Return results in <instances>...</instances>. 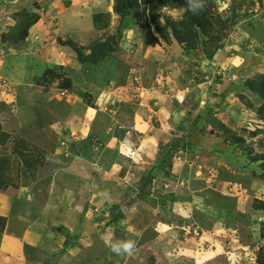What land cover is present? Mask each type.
<instances>
[{"label": "rangeland", "instance_id": "1", "mask_svg": "<svg viewBox=\"0 0 264 264\" xmlns=\"http://www.w3.org/2000/svg\"><path fill=\"white\" fill-rule=\"evenodd\" d=\"M263 85L264 0H0V189L53 210L32 264H262Z\"/></svg>", "mask_w": 264, "mask_h": 264}, {"label": "crops", "instance_id": "2", "mask_svg": "<svg viewBox=\"0 0 264 264\" xmlns=\"http://www.w3.org/2000/svg\"><path fill=\"white\" fill-rule=\"evenodd\" d=\"M67 96L72 101L74 100L72 110H77L79 107L82 108V105L84 106V102L79 95L68 93ZM13 102L11 103L13 104ZM11 103L2 100L0 96V105L4 107L0 108V118L3 117L1 114L5 110L9 111L13 108ZM85 107L87 106L85 105ZM3 131L8 132L9 128L5 127ZM6 182V187L0 189V216L6 218L5 228L1 229L0 227V264H32L31 260L37 259L38 262L43 261L44 247L54 245L53 236L55 235V229L53 230L51 225L46 224V221L41 220V218L42 215L53 211L51 210L52 206L49 207L50 210L47 205L40 207L36 201H31L28 196H25L26 194L23 195L21 192L24 190L23 187L25 185L19 189L12 188L13 183L10 175L7 177ZM19 195L21 196L19 197ZM16 202L21 203L25 207L17 208ZM57 202L58 200H56ZM56 203L53 206H56ZM37 213L42 215L36 217ZM0 222L3 223L2 220ZM69 246L71 247L73 244L70 243Z\"/></svg>", "mask_w": 264, "mask_h": 264}, {"label": "trees", "instance_id": "3", "mask_svg": "<svg viewBox=\"0 0 264 264\" xmlns=\"http://www.w3.org/2000/svg\"><path fill=\"white\" fill-rule=\"evenodd\" d=\"M122 7H124V6H122V5H120L118 8H120V11H121V13H122V15H124L126 12V8L125 9H123ZM128 8H129V6H128ZM152 16L155 18V23H156V25H157V27H158V30L161 32V33H164V29H163V27L161 26V24H160V21H158L157 19H156V17H155V14H154V11H153V14H152ZM99 19H97V21H96V26L99 28V26H98V24H99ZM197 21H200V19L199 20H197ZM174 23H171L170 25H173ZM199 24L201 25V26H203L204 27V25L205 24H203L202 22H199ZM178 39L180 40V41H182V38L181 37H178ZM107 46L106 45H100V44H96L95 46H92L91 47V54H88L86 57V60H83V58H82V60H81V62L83 63V62H89V61H91V59L93 58V62H94V64H99V63H101L103 60H105V58H106V56L107 55H109V52H108V50H107ZM73 70V69H72ZM74 71V70H73ZM61 91V90H60ZM256 91L264 98V85L262 86V87H260V86H257V88H256ZM68 93V92H67ZM66 93V95H64V96H67L68 94ZM70 93V92H69ZM80 94H82V93H80ZM260 113L263 115V117H264V105L262 106V109L260 110ZM4 138H6V136L5 135H2V134H0V141H5L6 139H4ZM89 138V137H88ZM174 156V152H172V150H171V153L169 154V158H172ZM161 163H162V165L160 166V167H164L165 166V164L167 163L166 162V160H162V161H160ZM2 166L4 167V164L3 165H0V171H3V169H2ZM159 167V166H158ZM156 169V168H155ZM0 220H2L3 221V225H2V227H1V229H4L5 228V226H6V218H4V217H1L0 216ZM76 239H78V236L76 237ZM71 240L72 239H70V241L68 242V244H70L71 243ZM262 262V264H264V260L262 259L261 260Z\"/></svg>", "mask_w": 264, "mask_h": 264}, {"label": "clouds", "instance_id": "4", "mask_svg": "<svg viewBox=\"0 0 264 264\" xmlns=\"http://www.w3.org/2000/svg\"><path fill=\"white\" fill-rule=\"evenodd\" d=\"M188 9L192 13H197L203 10L205 6V0H187ZM135 244L131 240L126 241H116L110 243L111 250L116 254L127 253L131 254Z\"/></svg>", "mask_w": 264, "mask_h": 264}, {"label": "built area", "instance_id": "5", "mask_svg": "<svg viewBox=\"0 0 264 264\" xmlns=\"http://www.w3.org/2000/svg\"><path fill=\"white\" fill-rule=\"evenodd\" d=\"M58 93H61L62 96L66 95L65 91H59Z\"/></svg>", "mask_w": 264, "mask_h": 264}]
</instances>
